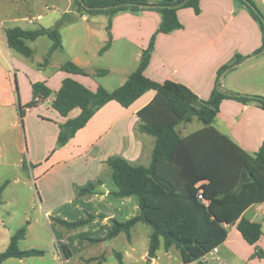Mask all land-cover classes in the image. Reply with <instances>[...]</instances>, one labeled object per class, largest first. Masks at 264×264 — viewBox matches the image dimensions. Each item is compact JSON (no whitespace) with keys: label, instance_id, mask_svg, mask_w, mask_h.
<instances>
[{"label":"crops","instance_id":"crops-1","mask_svg":"<svg viewBox=\"0 0 264 264\" xmlns=\"http://www.w3.org/2000/svg\"><path fill=\"white\" fill-rule=\"evenodd\" d=\"M252 1L258 9L264 5V0ZM68 3L66 11L59 13H53L45 3L43 8L47 12L41 13L39 5L31 0H0V132L7 130L11 119L15 120L13 124L10 123L11 126L19 127L20 107L33 100V85L44 83L52 95L40 100L36 107L27 109L25 115L37 111L41 121V126L33 130L32 135L27 129L31 167L37 170L46 163L45 176L51 172H57L55 175L63 172L65 177H74L62 189L56 186L55 176L47 181L45 195H51L57 206L49 209L45 215L56 214L58 221L69 223L88 216L95 217L88 224L71 230V233L58 231L61 252L57 260L63 264L71 263L75 257L83 264H107L111 258L118 264H183L176 248L160 250L155 259L148 256V243L147 247L143 243L142 249H139L140 238L136 236L145 233L149 242L153 233L150 226L151 230H148V225L142 223L131 230L130 237L120 233L104 242L91 241L107 237L112 230V220L124 223L140 213L137 197L116 199L111 196L116 187L111 180L107 161L112 157H121L133 165H150L156 138L140 132L137 114L154 99L156 92L149 91L129 108L122 107L116 101L108 103L62 148L57 147L59 126L68 119L78 117L81 111L75 109L64 118L52 107L55 95L66 79H73L93 92L100 86L108 91L123 86L137 70L143 52L160 27L161 16L149 10L118 13L112 19V44L101 54L109 41V17L103 14L94 16L93 20L88 15L77 17L73 0ZM5 4H9V7H5ZM66 13L75 15L76 19L60 27L62 50L51 53L53 42L47 36L28 41L27 45L33 52L32 57L27 58L34 62L31 65L22 58L25 56L9 47L6 31L14 28L51 29ZM178 19L183 29L157 36L145 71L148 79L158 83L171 81L181 84L201 100L207 101L216 86L218 71L239 55L245 59L223 74L222 90L264 98V52L256 55L263 46V34L244 6L234 0H200L199 15L192 8H184L178 11ZM20 23L24 25H6ZM44 39H48V44ZM43 44V58L37 57ZM67 62L74 63L87 75L63 71L62 67ZM99 71H106L107 74L97 77ZM114 79L118 83L113 86ZM196 121L179 125L177 131L182 137H187L203 129L204 125L200 123L192 127ZM214 127L245 152L254 155L264 141V109L255 102L243 104L224 100ZM0 158L3 156L0 155ZM92 180L102 182L98 187L101 192L86 196L92 198L88 202L78 200L77 188ZM81 203H86L88 207H82ZM243 216L262 225L263 235L257 245L250 246L236 226H229L227 240L217 248V252H211L202 259V263L264 264V203L252 205ZM118 241H122L121 245L117 244ZM88 245L99 248L90 251ZM62 246L65 247L64 253ZM256 247L262 253L261 257L257 256Z\"/></svg>","mask_w":264,"mask_h":264},{"label":"trees","instance_id":"trees-1","mask_svg":"<svg viewBox=\"0 0 264 264\" xmlns=\"http://www.w3.org/2000/svg\"><path fill=\"white\" fill-rule=\"evenodd\" d=\"M234 1L244 6L258 23L263 34V46L256 55L264 52V15L252 0ZM73 8L77 17L100 14L109 17V41L101 54L112 44V19L118 13L149 10L161 16L160 27L143 52L137 70L123 86L114 91L100 86L93 92L73 79H66L52 103L53 109L64 118L75 109L81 111L78 117L68 119L59 126L57 147L62 148L108 103L116 101L122 107L129 108L149 91L156 92L154 99L137 114L140 132L156 138L150 165H133L121 157H112L107 161L111 180L116 187L111 196L116 199L137 197L140 213L124 223L112 220L113 226L108 236L91 241L104 242L120 233L130 237L131 230L142 223L153 229L148 248L149 258H157L162 249L169 251L176 248L183 264H204L202 259L227 240L229 226H236L246 243L256 246L263 235L262 225L249 221L243 214L252 205L264 203V141L260 150L251 155L214 127L224 100L243 104L255 102L264 109V98L261 96L230 93L221 88L223 74L238 66L245 58L237 55L229 65L218 71L216 86L209 100L204 101L181 84L171 81L158 83L145 75L157 36L183 29L178 11L192 8L199 15L200 0H73ZM75 19L73 14L66 13L51 29H10L6 31L9 47L26 58H31L33 52L27 42L47 36L53 42L51 53L62 50L60 27ZM62 69L71 74L87 75L72 62H67ZM106 74V71H99L96 76ZM51 95L52 92L44 83L34 84L33 100L20 107L22 123L27 109L36 107L40 100H46ZM195 119L204 125L203 129L182 137L177 127ZM97 182L102 184L101 181ZM7 183L0 186V205ZM200 190L205 201L198 199ZM100 192L93 182L77 188L78 197ZM93 218L95 217L88 216L73 223L57 221L69 230H74L88 224ZM25 237V229H20L11 237L8 248L0 254V264L10 259L24 260L45 254L36 249L20 250L19 243ZM62 251L65 252L64 246ZM257 256H262L259 250Z\"/></svg>","mask_w":264,"mask_h":264},{"label":"rangeland","instance_id":"rangeland-1","mask_svg":"<svg viewBox=\"0 0 264 264\" xmlns=\"http://www.w3.org/2000/svg\"><path fill=\"white\" fill-rule=\"evenodd\" d=\"M31 1L39 5L42 11L41 13L47 12L46 9L43 8L45 3L49 5L53 13H59V11H66L69 5L68 2L71 0ZM5 7H9V4H5ZM259 10L264 15V5L260 6ZM88 16L90 20H93L96 15ZM75 18L74 15V19ZM6 25H24V23ZM44 40H47L45 42L48 44V39ZM44 48V44L43 46L40 45V49L38 50L39 55L37 57L43 58ZM22 58L29 64H34L31 59ZM116 83L118 82L114 79L113 86L116 85ZM36 112L37 111H33L31 115L25 116L26 118L23 119V123L20 116H18L19 127L11 126L15 121L11 119L7 125V130H1L0 132V144L3 146L0 148V155L3 156V158H0V186L8 182L3 194V202L0 205V254L8 248L11 237L20 229H25L27 235L26 238L19 243V249L22 251L31 249L42 250L45 254L42 257H33L24 260L13 259L4 264H63L61 260L56 259V257L59 256V251L61 252L59 246L60 234L58 231L64 233L72 232L58 223L56 214L45 215L46 212L50 211L49 209H54L57 206V202L51 195H45L44 186L47 181L55 176L58 183L56 186L62 189L63 186L67 187L70 179L72 180L74 177L72 175H66L65 177L63 172L57 175H55L57 172H51L49 175L45 176V171L48 166L46 163L37 170L31 167L32 162L29 159L27 129L30 130L32 135L33 130H38L41 126L39 114ZM198 123L202 124L200 121H196L192 127H196ZM90 182L101 187L96 180ZM90 182H87L86 185ZM78 198H80L78 200H82L83 202H88L92 199L91 197ZM85 204L86 203H81L82 207H88ZM146 228L151 230L149 226ZM136 237L140 238L138 240L139 249H142L143 243L146 244V247L147 243L149 245L150 241L148 242V240H146L145 233H142V236ZM121 243L122 241L117 242L118 245H121ZM97 248L99 247L88 245L90 251H97ZM69 264L83 263L78 262V259L75 257ZM107 264H118V262L111 258Z\"/></svg>","mask_w":264,"mask_h":264},{"label":"built area","instance_id":"built-area-1","mask_svg":"<svg viewBox=\"0 0 264 264\" xmlns=\"http://www.w3.org/2000/svg\"><path fill=\"white\" fill-rule=\"evenodd\" d=\"M198 199L199 200H202V201H205L204 198H203V193L202 191L200 190L199 194H198ZM212 252H217V249H214Z\"/></svg>","mask_w":264,"mask_h":264}]
</instances>
